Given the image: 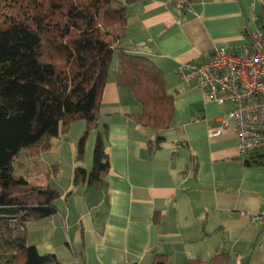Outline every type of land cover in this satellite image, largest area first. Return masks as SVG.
Here are the masks:
<instances>
[{
	"label": "crops",
	"instance_id": "0c3cea01",
	"mask_svg": "<svg viewBox=\"0 0 264 264\" xmlns=\"http://www.w3.org/2000/svg\"><path fill=\"white\" fill-rule=\"evenodd\" d=\"M257 28L264 32V0L128 3L121 46L138 49L164 74L174 97L167 129L173 133L161 136L125 115L140 106L128 88L116 86L114 60L83 160H76L83 120L21 149L14 160L13 169L22 163L32 176L29 182L15 175L28 182L17 192L20 197L14 195L19 202L44 201L34 186L48 185L59 194L55 213L26 222V244L61 264H151L155 254L165 255L166 264H264V228L246 215L262 207L264 166L239 157L232 124L209 135L230 106L182 84L175 73L180 63L201 62L215 48L243 51ZM104 128L109 169L103 184L85 181L65 196L74 168L90 171L96 137ZM158 135L163 140L154 149L150 142Z\"/></svg>",
	"mask_w": 264,
	"mask_h": 264
},
{
	"label": "trees",
	"instance_id": "16d2710c",
	"mask_svg": "<svg viewBox=\"0 0 264 264\" xmlns=\"http://www.w3.org/2000/svg\"><path fill=\"white\" fill-rule=\"evenodd\" d=\"M133 1L0 0V239L12 237L15 243L7 264H61L53 254H40L27 245L24 237L29 219L55 213L53 201L59 194L48 185L34 186L33 193L45 199L30 206L6 189L28 183L13 173L21 149L58 136L76 120L85 123L76 142V160H83L114 59L116 86L128 88L140 106L125 115L157 132L171 127L174 97L166 90L164 74L138 55V49L121 46L126 5ZM106 135L104 128L96 137L90 171L74 168L72 188L65 196L85 181L88 186L103 184L109 169ZM162 140L158 135L150 143L157 149ZM245 161L264 166V154H252ZM151 264H166V256L155 254Z\"/></svg>",
	"mask_w": 264,
	"mask_h": 264
},
{
	"label": "built area",
	"instance_id": "2783aa9c",
	"mask_svg": "<svg viewBox=\"0 0 264 264\" xmlns=\"http://www.w3.org/2000/svg\"><path fill=\"white\" fill-rule=\"evenodd\" d=\"M248 37L243 51L215 48L201 62H182L175 70L182 84L194 85L214 103L230 106L209 135L232 124L243 160L264 154V32L257 28ZM246 215L264 228V201L259 212Z\"/></svg>",
	"mask_w": 264,
	"mask_h": 264
},
{
	"label": "rangeland",
	"instance_id": "374dc122",
	"mask_svg": "<svg viewBox=\"0 0 264 264\" xmlns=\"http://www.w3.org/2000/svg\"><path fill=\"white\" fill-rule=\"evenodd\" d=\"M114 60H113V64H114ZM171 132H172V130L160 131V135L168 137ZM21 156L23 157L24 153H22ZM15 159H17V157H15ZM15 168L16 169H14V172H13L15 175H20V176L23 175L25 178H29V180H28L29 182L31 181L30 179H32L31 178L32 176L28 175V173L26 172V168H25L24 164L17 163L15 165ZM22 190H25L23 186H19V187L18 186H11V187H8L6 189V192L12 198L16 199L14 197V195L20 197V193H17V192H20ZM56 202H57V200H56ZM55 204H57V203H55ZM11 238L12 237H8L7 240L0 239V264H7L6 262H9V260H12V255H14V251L13 250H14L15 243L12 242ZM8 264H13V263H8ZM14 264H15V262H14Z\"/></svg>",
	"mask_w": 264,
	"mask_h": 264
}]
</instances>
